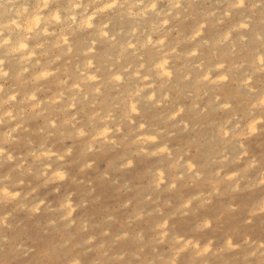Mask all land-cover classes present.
Segmentation results:
<instances>
[{
    "label": "clouds",
    "instance_id": "obj_1",
    "mask_svg": "<svg viewBox=\"0 0 264 264\" xmlns=\"http://www.w3.org/2000/svg\"><path fill=\"white\" fill-rule=\"evenodd\" d=\"M0 264H264V0H0Z\"/></svg>",
    "mask_w": 264,
    "mask_h": 264
}]
</instances>
